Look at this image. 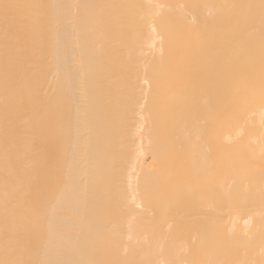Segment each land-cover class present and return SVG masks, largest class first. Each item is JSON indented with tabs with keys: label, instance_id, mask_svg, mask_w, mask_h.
<instances>
[{
	"label": "bare ground",
	"instance_id": "1",
	"mask_svg": "<svg viewBox=\"0 0 264 264\" xmlns=\"http://www.w3.org/2000/svg\"><path fill=\"white\" fill-rule=\"evenodd\" d=\"M0 264H264V0H0Z\"/></svg>",
	"mask_w": 264,
	"mask_h": 264
}]
</instances>
